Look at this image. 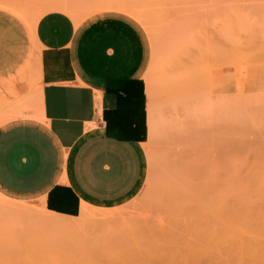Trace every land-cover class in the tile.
Returning <instances> with one entry per match:
<instances>
[{"label": "rangeland", "instance_id": "rangeland-1", "mask_svg": "<svg viewBox=\"0 0 264 264\" xmlns=\"http://www.w3.org/2000/svg\"><path fill=\"white\" fill-rule=\"evenodd\" d=\"M61 7L142 23V177L76 215L0 189V264H264V81L243 86L264 64V0H0L30 24Z\"/></svg>", "mask_w": 264, "mask_h": 264}, {"label": "crops", "instance_id": "crops-1", "mask_svg": "<svg viewBox=\"0 0 264 264\" xmlns=\"http://www.w3.org/2000/svg\"><path fill=\"white\" fill-rule=\"evenodd\" d=\"M141 24L114 8L80 22L52 9L32 24L0 8V189L76 215L138 188L149 132ZM263 81V63L246 68L244 88Z\"/></svg>", "mask_w": 264, "mask_h": 264}, {"label": "bare ground", "instance_id": "bare-ground-1", "mask_svg": "<svg viewBox=\"0 0 264 264\" xmlns=\"http://www.w3.org/2000/svg\"><path fill=\"white\" fill-rule=\"evenodd\" d=\"M3 4H4V3H3ZM111 6H112V7L121 8V9H125V10H127V11L133 13L132 11H130V10L124 8V7L113 6V5H111ZM11 7H12V5H11ZM109 7H110V6H109ZM61 8H62V7H61ZM62 9H63V10H66V11H68V12H71L70 10H67V9L64 8V7H63ZM107 14H108V13H107ZM133 14H134L135 16H137L135 13H133ZM112 16H113V15H112ZM124 16H125V15H124ZM74 17H75V19H76L78 22H80V20L82 19V17H77V16H74ZM123 18H124V17H123ZM138 19H139V18H138ZM89 20H90V19H89ZM27 21H28V20H27ZM114 21H115V20H114ZM35 22H36V19H35ZM104 22H105V21H104ZM107 22H108V21H107ZM116 22H117V21H116ZM119 22H120V21H119ZM136 22H137V21H136ZM102 23H103V22H102ZM111 23H112V22H111ZM114 25H115V24H114ZM135 26H136V25H135ZM32 27H33V25H32ZM100 27H101V26H100ZM109 27H110V26H109ZM123 27H124V26H123ZM106 28H107V27H106ZM126 28H127V27H126ZM109 29H110V28H109ZM131 29H132V28H131ZM138 29H139V28H138ZM91 30H92V29H91ZM116 30H117V29H116ZM89 31H90V30H89ZM92 31H93V30H92ZM126 31H127V30H126ZM141 31H142V30H141ZM96 32H97V31H96ZM119 32H120V31H119ZM111 33H112V32H111ZM111 33H110V34H111ZM133 33H135V32H133ZM113 34H114V33H113ZM99 35H100V34H99ZM89 36H90V35H89ZM133 37H134V36H133ZM85 38H86V37H85ZM112 38H113V36H112ZM123 38H124V35H123ZM82 39H83V38H82ZM132 39H133V38H132ZM125 42H126V41H125ZM98 43H99V42H98ZM96 44H97V43H96ZM89 45H90V44H89ZM133 46H134V45H133ZM94 47H95V46H94ZM135 47H136V46H135ZM95 48H96V47H95ZM86 49H87V48H86ZM87 50H88V49H87ZM91 50H92V49H91ZM134 50H135V49H134ZM93 51H94V50H93ZM95 51H97V50H95ZM87 52H88V51H87ZM89 52H90V51H89ZM85 53H86V52H85ZM85 53H84V54H85ZM95 53H96V52H95ZM98 53H99V52H98ZM135 54H136V53H135ZM87 56H88V55H87ZM127 56H128V55H127ZM82 57H83V56H82ZM127 58H128V57H127ZM95 59H96V58H95ZM95 59H94V60H95ZM88 61H89V59H88ZM124 62H125V60H124ZM95 69H96V68H95ZM128 69H129V67H128ZM128 69H127V70H128ZM151 118H152V117H151ZM150 122H151V121H150ZM157 123H158V122H157ZM37 148H38V147H37ZM20 151H21V150H20ZM34 151H35V150H34ZM37 151H38V150H37ZM83 151H84V150H83ZM83 151H82V152H83ZM17 152H18V151H17ZM28 152H29V151H28ZM28 152H27V153H28ZM31 152H32V151H31ZM83 153H84V152H83ZM31 154H32V153H31ZM129 154H130V153H129ZM29 155H30V154H29ZM36 155H37V153H36ZM34 156H35V155H34ZM129 156H130V155H129ZM41 159H42V158H41ZM129 159H130V158H129ZM135 159H136V158H135ZM135 159H134V160H135ZM38 161H39V160H38ZM121 161H122V160H121ZM28 163H29V162H28ZM38 163H40V162H38ZM44 163H45V162H44ZM83 163H84V162H83ZM130 163H131V162H130ZM133 163H134V162H133ZM36 164H37V163H36ZM40 164H41V163H40ZM39 166H40V165H39ZM45 166H46V165H45ZM78 166H79V165H78ZM133 166H134V165H133ZM49 167H50V166H49ZM116 167H117V166H116ZM34 168H35V167H34ZM46 168H47V167H46ZM50 168H51V167H50ZM129 168H130V167H129ZM39 169H40V168H39ZM39 169H38V170H39ZM41 169H42V167H41ZM82 169H83V168H82ZM116 169H117V168H116ZM30 170H31V169H30ZM36 170H37V169H36ZM84 170H85V169H84ZM27 171H28V170H27ZM47 171H48V169H47ZM10 172H12V171H10ZM41 172H43V171H41ZM45 172H46V171H45ZM131 172H132V171H131ZM6 173H7V172H6ZM27 173H28V172H27ZM29 173H30V172H29ZM102 173H103V172H102ZM11 174H12V173H11ZM23 174H24V173H23ZM25 174H26V173H25ZM34 174H36V173H34ZM27 175H29V174H27ZM43 175L45 176V174H43ZM6 176H8V175H6ZM15 176H16V175H15ZM39 176H40V175H39ZM82 176H83V175H82ZM21 177H22V176H21ZM24 177H26V176H24ZM27 177H28V176H27ZM27 177H26V178H27ZM41 177H42V176H41ZM17 178H18V177H17ZM28 178H29V177H28ZM31 179H32V176H31ZM40 179H41V178H40ZM40 179H39V180H40ZM16 180H17V179H16ZM24 180H25V179H24ZM33 180H34V179H33ZM37 180H38V179H37ZM127 180H128V179H127ZM25 181H26V180H25ZM31 181H32V180H30V182H31ZM40 181H41V180H40ZM84 181H85V180H84ZM23 182H24V181H23ZM30 182H29V183H30ZM17 183H18V182H17ZM24 183H25V182H24ZM128 185H129V184H128ZM85 186H86V185H85ZM24 187H25V186H24ZM26 188H27V187H26ZM88 189H89V188H88ZM98 191H99V190H98ZM102 191H103V190H102ZM118 191H119V190H118ZM122 192H123V191H122ZM100 194H101V193H100ZM87 208H88V205L85 203V204L83 205V210L85 211ZM66 221H67V220H66ZM54 222H55V221H54ZM54 222H53V223H54ZM56 222H57V220H56ZM65 223H66V222H65V220H64V223H63V224H65ZM58 224H60V223H58ZM63 224H61V225H63ZM162 253H163V252H162ZM162 253H161L160 255L158 254V257H159V256H162ZM180 254H181V253H180ZM180 254H179V255H180ZM164 255H165V253H164ZM179 255H178V256H179ZM131 256H132V255H131ZM131 256H130V257H131ZM211 256H212V255H211ZM162 257H163V256H162ZM162 257H161V259H162ZM206 257H207V256H206ZM206 257H205V258H206ZM131 258H132V257H131ZM210 258H212V257H210ZM159 259H160V258H159ZM213 259H215V258H213ZM213 261H215V260H213ZM213 261H212V262H213ZM179 262H180V261H179ZM179 262H178V264H179ZM212 262H211V263H212ZM160 263H161V262H160ZM176 263H177V262H176ZM209 263H210V262H209ZM161 264H162V263H161ZM213 264H215V262H214Z\"/></svg>", "mask_w": 264, "mask_h": 264}]
</instances>
